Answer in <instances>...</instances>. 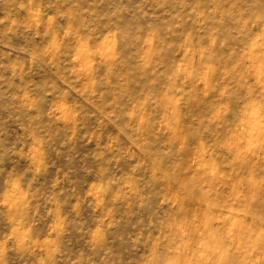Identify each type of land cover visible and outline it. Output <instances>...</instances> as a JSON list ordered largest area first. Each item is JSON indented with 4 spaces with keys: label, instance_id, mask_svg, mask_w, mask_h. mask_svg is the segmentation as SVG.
<instances>
[{
    "label": "rangeland",
    "instance_id": "rangeland-1",
    "mask_svg": "<svg viewBox=\"0 0 264 264\" xmlns=\"http://www.w3.org/2000/svg\"><path fill=\"white\" fill-rule=\"evenodd\" d=\"M0 264H264V0H0Z\"/></svg>",
    "mask_w": 264,
    "mask_h": 264
}]
</instances>
